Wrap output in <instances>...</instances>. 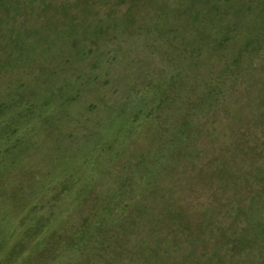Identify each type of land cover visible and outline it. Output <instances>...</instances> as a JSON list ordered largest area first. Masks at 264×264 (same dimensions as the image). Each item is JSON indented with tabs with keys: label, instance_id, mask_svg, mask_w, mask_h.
<instances>
[{
	"label": "rangeland",
	"instance_id": "obj_1",
	"mask_svg": "<svg viewBox=\"0 0 264 264\" xmlns=\"http://www.w3.org/2000/svg\"><path fill=\"white\" fill-rule=\"evenodd\" d=\"M185 1L0 0V99H6L8 93L5 92L21 83L26 91V100L41 105L49 97L47 107L59 109L61 122L70 125L71 120H75V110L72 109L68 116L66 108L73 98L81 103L82 109L91 100L97 104V109L104 102V97L98 98V95L86 92L75 97L73 93L77 88L61 84L74 77L71 70L76 69L74 65L79 57L75 54L81 43H95L104 49L109 41H120L121 34L129 33L137 37L144 31L151 16L165 19L167 2L183 5ZM239 6L245 10L242 23L227 25L229 20L238 17L236 8ZM222 10H225L224 14L216 9L207 12L209 34L218 37L221 27L227 25L225 31L230 32L231 44L244 42L250 37L264 42V0H227ZM164 21L161 26H164ZM177 36L182 48L184 40L181 34ZM202 40L204 43L211 41L210 38ZM129 41L135 43V39ZM74 43L76 45L72 46ZM165 45V41L158 42L146 50L144 44H140L125 54L122 60L129 66H124L119 72L128 80L122 79L123 84L118 85L120 88H109L111 96L124 105L128 102L125 99L131 100L136 93L131 84L134 75L142 78L147 74L148 78L149 72L155 71L154 74L158 73L157 77H161L164 68L169 67L168 58H171V54L164 53ZM157 50L163 51L161 56L156 53ZM149 52L156 54L147 57L144 67L134 69L137 64L141 66L145 53ZM260 52L252 57L256 59L254 64L243 69L247 74L241 72L244 78L235 86L231 83L227 85L224 100L197 119V134L194 137L197 149L190 151L187 157L174 155L176 160L168 165L176 163V167L170 172L167 163L163 166L167 170L161 177L164 189L155 194L148 189L145 195L135 200L138 206L136 214L109 224L104 231L107 238L95 241L97 246L85 264H264V52ZM180 57H183L182 52L171 59L178 70L182 61ZM100 58L104 61L109 57L100 55ZM228 58L230 54L210 57L213 67L203 66V74L211 76L213 72L221 71V65L228 62ZM64 59L68 61L61 63ZM162 60H165L164 65ZM89 67L85 64L77 71H86ZM46 70H60L63 74L61 76L58 71V75L44 78ZM93 75V72H87L83 80L92 79ZM198 79L202 80L201 77ZM91 86L81 84L79 88ZM181 88L178 83L175 92H180ZM204 89L202 85L199 87L197 83H191V87L186 86L182 93H186L187 101L189 98L196 99L199 90ZM148 90L147 96L154 95V88L145 87L144 91ZM151 100L153 98L149 97L148 102ZM180 105V99H177L176 106ZM173 107L170 106L171 111ZM82 109L79 116L84 114ZM11 110L7 108L5 114L8 115ZM156 111L160 115L159 120L149 122L175 126L183 119L179 112ZM82 118L85 120V116ZM52 122L53 119L49 123ZM31 134H36V138L42 137V133ZM33 139L27 138L24 148L31 153H40L41 150L31 143ZM122 142V135L115 124L91 152L76 150L79 158L75 162H71L75 155L73 152L61 149L46 160L32 158L33 164L27 169L29 172L19 168L17 174L23 179L18 180L21 185L33 184L24 180L23 176L29 179L37 171H42L39 173L42 177L49 166L63 176L76 178L74 185H65L67 194L59 198L58 203L43 205L44 201L40 202L42 214H54V217L51 223L46 221L49 225H45L39 216V220L35 218L34 226L38 229L45 226L49 235L60 233L62 247L68 246L69 232L74 229V223L81 221L88 211H100L106 202V195L103 194L110 185H117L115 176L132 175V171L126 172L122 168L121 161L124 164L133 163L138 158L135 155L145 154L151 145L145 136L139 135L124 147L119 161L114 152ZM85 152L89 154L84 155ZM81 159L83 164H76ZM35 162L40 170L31 171ZM109 170L115 174L113 178L108 175ZM4 181L7 182L6 178ZM4 181L0 183L4 184ZM92 181L95 183L92 188L96 191L87 190L89 195L84 201L71 204L68 199L70 192L85 188L86 183L90 187ZM54 183L51 181V184ZM97 191L100 196L95 195ZM26 199L33 202L32 196ZM61 210H66V213H60ZM13 221L11 231L0 228V264H17V257L28 256L36 249V238L39 236L32 237L37 231H25L21 221ZM52 242L56 243V240ZM19 246H25L21 254ZM78 246L82 247L81 242Z\"/></svg>",
	"mask_w": 264,
	"mask_h": 264
},
{
	"label": "trees",
	"instance_id": "obj_2",
	"mask_svg": "<svg viewBox=\"0 0 264 264\" xmlns=\"http://www.w3.org/2000/svg\"><path fill=\"white\" fill-rule=\"evenodd\" d=\"M30 1L34 2V0ZM226 2L227 0H186L183 5L179 3L173 5V3L167 2L168 9L164 11L166 14L165 21L157 15L151 16L147 26L144 27V31L140 32L137 37L131 36L129 33L121 34L120 41L111 40L104 49L95 43H81V48L75 54L79 57L74 65L76 69L71 70V76L74 77H67L68 80L61 84L67 85V88H70L68 84L77 88L76 92L73 93L75 97L86 92L96 94L98 98L104 97V102L102 107L97 109V104L91 100L82 109L81 103L76 102V98H73L66 108L68 116L72 109L75 110V120H71L70 125L61 122L62 119L58 116L59 109L54 106L47 107L49 97L41 105L38 103L31 104L26 100V91L22 88L23 84L21 83L5 92L8 93L5 95L8 96L5 97L6 99L1 97L0 182L4 181L5 178L7 182L0 183V228L9 232L14 228L15 221L13 220H18L24 225L25 231H37L32 238L39 236L36 238V249L28 256L17 257L15 259L17 264H39L38 262L40 264H85L97 246L95 241L98 242L107 238L104 231L109 224L120 222L128 216L136 214L138 206L135 200L145 195L148 189H151L153 194L164 189L161 177L167 170L166 168L164 170L163 166L167 163L168 172H170L176 167V163L175 165H168L176 160L174 155L187 157L191 153L190 151L197 149V145L194 144L196 140L194 137L197 134V119L202 114L213 110L219 101L224 100L228 89L226 88L227 85L231 83L232 86H235L236 82L238 83L244 78L245 75L242 77L241 72H245V69L254 64L256 59H252V57L257 52H264V42H259L256 38L250 37L237 44L229 43L230 32L225 31V27L230 23L234 26L242 23L243 12L245 11L243 7L236 8L238 17L229 20L226 26H222L218 37L208 33L210 26L206 23L207 12L216 9L224 14L225 10L222 8L226 7ZM221 4L224 6H220ZM162 21H164V26H161ZM201 27L203 30H199ZM178 33L184 40L182 48L178 42ZM204 38H210L211 41L204 43L202 40ZM131 39H135V43H131L129 41ZM163 41L166 42L164 53L171 54V58H168L169 67L164 68L161 77H157L158 73L154 74L155 71L149 72L150 77L148 78L146 77L147 74L143 75L142 78L134 75L131 84L136 93H133L131 100L125 99L128 102H124L122 105L118 98L114 99L111 96L109 88H120L119 84H123L122 79L126 78V82L128 80L119 72V70H123L124 66H129L122 60L123 56L131 51L134 46L138 47L140 44H144V48L147 50L153 44ZM75 45L74 43L72 46ZM161 52L163 51H156L160 56ZM181 52L183 57H180L182 61L178 70L171 59H174L173 55L180 56ZM156 53L149 52L148 55L145 53L141 66L138 67L137 64L134 69L144 67L147 57L149 55L155 56ZM218 54L222 56L230 54L229 61L221 65V71L213 72L211 76H205L202 67L210 65L211 69L213 66L210 63V57H215ZM100 55L109 58L102 61ZM92 57L93 60H90ZM67 61L64 59L61 63ZM161 63L164 65L165 60H162ZM85 64L90 66L86 71H77ZM171 68L176 70H170ZM58 71L60 72V70H52L51 72L46 70L44 78L51 74H57ZM87 72H93V78L83 80ZM60 74L62 76L63 72ZM245 74L247 73L245 72ZM200 77L202 80L198 79ZM145 78H147L146 81ZM178 83L182 88L177 93L175 87ZM191 83H197L199 87L202 85V88L205 89L199 90L196 99L189 98L186 101L187 97L184 96L186 93H182V90L186 86L190 88ZM81 84L92 86L91 88H79ZM145 87L154 88V95L147 96L146 94L150 89L144 91ZM96 89L99 90L96 91ZM149 97L153 98L150 102H148ZM177 99H180L181 105L179 107L176 106ZM171 105H174L172 111ZM7 108H12L8 115L5 114ZM81 109L84 114L79 116ZM156 109L179 112L183 119L175 126L165 125L161 122H149L153 119L159 120L160 115L158 116ZM54 116L58 117L54 118ZM83 116H85V120H83ZM51 119L53 122L49 123ZM115 124L123 140L114 152L116 156H119V161L124 147L139 135L145 136L151 145L145 154L135 155L138 157V161L136 160L131 164H124L125 162L121 161L122 168L126 172L127 170L132 171V175H124L122 178L115 176L117 185L112 187L110 185L111 191L109 188L103 194V196L106 195V202L101 206L100 211L97 212L95 209L84 213L82 220L74 223V229L69 232V245L63 248L60 233L49 235L50 232H47L45 226L38 229L34 223L35 218L37 220L43 218L44 224L47 220L50 223L53 221L54 214L49 216L42 214V210L39 208L40 202L44 201L43 205H47L49 202L58 203L59 198L67 194L65 185H74L75 176H63L60 172L51 170L49 166V170L45 171L42 177H40L42 171H37L36 175L29 179L23 176L24 180L32 181L33 184L21 185L19 181L23 179L18 178L19 168L27 171L29 166L33 164L32 158L36 157V161L46 160L48 156L61 149L74 154L76 150L78 152L86 150L91 152L94 147L98 146L99 141L107 133H110ZM35 125L38 127L35 128ZM36 132L42 133V137L36 138V134H31ZM27 138H34L31 143L41 150L40 153H31V150L27 151L24 148ZM88 154V152L84 153V155ZM77 158L79 157L75 154L71 158V162H75ZM82 159L76 164H83ZM34 164L35 166L31 171L40 170L36 166V162ZM109 174L110 178L115 175L111 170H109ZM51 181L55 183L51 184ZM93 181L90 183V187H87L86 183V186H83L85 188L70 192L71 196L68 199L72 201L71 204L84 201L89 195L90 189L91 192L96 191V188H92V184H95ZM51 194L52 197H49ZM95 195L100 196L98 191ZM30 196H32L33 202L26 199ZM62 212L64 214L66 210H61L60 213ZM24 236L28 237L25 234ZM52 240H56V243ZM78 242H81L82 247L78 246ZM22 243L24 242L22 241ZM56 244H59V247H56ZM24 247L19 246L20 254ZM153 252L157 253L155 250ZM162 258L167 260L165 257Z\"/></svg>",
	"mask_w": 264,
	"mask_h": 264
}]
</instances>
